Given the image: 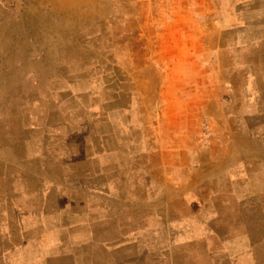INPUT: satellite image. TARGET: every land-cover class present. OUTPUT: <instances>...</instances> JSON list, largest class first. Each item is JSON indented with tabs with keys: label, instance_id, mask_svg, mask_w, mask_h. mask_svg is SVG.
I'll return each instance as SVG.
<instances>
[{
	"label": "crops",
	"instance_id": "1",
	"mask_svg": "<svg viewBox=\"0 0 264 264\" xmlns=\"http://www.w3.org/2000/svg\"><path fill=\"white\" fill-rule=\"evenodd\" d=\"M181 1L175 74L136 36L122 84L68 31H34L60 60H0V264H264V0Z\"/></svg>",
	"mask_w": 264,
	"mask_h": 264
},
{
	"label": "rangeland",
	"instance_id": "2",
	"mask_svg": "<svg viewBox=\"0 0 264 264\" xmlns=\"http://www.w3.org/2000/svg\"><path fill=\"white\" fill-rule=\"evenodd\" d=\"M50 1V6L45 10L44 6H39L38 2L33 0H16L14 9H8L0 3V26L5 28L6 25H9L8 28H10V31H0V60H60V56H63L65 52L56 49L60 45L58 39L49 42L47 36H44L42 32L37 33L34 31H46L45 33L51 31L54 38L57 37V35H54L56 33L54 31H68L66 32L68 33V36H66L68 43L65 44L64 42L67 47L74 45L77 38L80 44L88 49V53L98 55L97 62L100 63L99 66L103 64L109 67L110 72L114 67V74L118 71L119 80L122 84V82L126 83L128 79L129 38L133 40V37L136 36L140 39L136 42V53L141 52L143 54L144 41L146 40V52L148 56L151 55L149 58L152 61L153 69L156 71L154 72L157 75L156 77L166 71H168V74H175L174 68L166 66V59L170 53L165 50L162 51L158 39H160V31H185L184 25H191L192 20L190 17L184 15L185 18H183V14H180L182 7L179 3L182 2L181 0ZM41 11L50 14L52 22H40V26L34 25L35 27L32 29L30 25L28 27L25 25L20 26L9 21L11 19L19 20L24 14L30 12L29 15ZM200 19V26L201 23L205 24L207 21L204 16H201ZM80 31L81 33L77 37L76 32ZM38 45H40V49H44L35 51L34 48ZM65 54L70 53L66 52ZM172 59H175V56H172ZM2 70H5V68L0 67V72ZM28 70H31V68ZM39 70L41 76L47 77L51 74V69L43 67L42 64ZM40 86L46 87V85ZM15 102L14 100L8 101L7 109H14ZM187 103L184 102V105ZM6 104L7 100L1 99L0 88V112H4L3 108ZM175 105L176 101H173L171 106ZM184 118L186 121L191 117ZM152 119L153 126L157 125L159 129L165 124L166 120L169 121L167 128L163 126L161 131L166 129L169 136L173 134L175 127L174 124L171 125L170 121L173 122L176 119L175 116H154Z\"/></svg>",
	"mask_w": 264,
	"mask_h": 264
},
{
	"label": "built area",
	"instance_id": "3",
	"mask_svg": "<svg viewBox=\"0 0 264 264\" xmlns=\"http://www.w3.org/2000/svg\"><path fill=\"white\" fill-rule=\"evenodd\" d=\"M0 3L6 6L8 9H14L16 0H0Z\"/></svg>",
	"mask_w": 264,
	"mask_h": 264
}]
</instances>
